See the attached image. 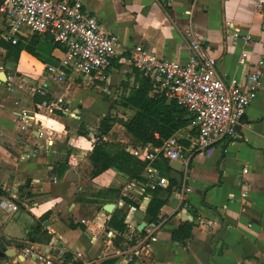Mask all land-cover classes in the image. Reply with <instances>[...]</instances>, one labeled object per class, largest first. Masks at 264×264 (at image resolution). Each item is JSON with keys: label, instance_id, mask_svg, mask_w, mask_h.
I'll return each instance as SVG.
<instances>
[{"label": "crops", "instance_id": "0c3cea01", "mask_svg": "<svg viewBox=\"0 0 264 264\" xmlns=\"http://www.w3.org/2000/svg\"><path fill=\"white\" fill-rule=\"evenodd\" d=\"M81 1L108 32L120 38L119 54L112 66L93 82L98 93L110 92L109 85L116 81L133 79L128 75L131 65L127 50L137 44H144L161 57L187 62L191 51L186 30L191 25L216 58L224 79L243 77L264 59V3L256 6V0ZM227 21L242 34L251 33L252 42L234 41L226 33ZM1 26L0 20V30ZM48 40L51 41L48 36L41 35L36 47L38 56L23 50L18 60L13 59L12 68L7 64L4 47L0 50V66L17 74L15 84L27 80L24 74L32 73L41 81L33 88L24 84L0 88V199L11 198L20 206L17 212L0 207V242L17 253L0 258V264H47L28 255L29 247L47 260L56 258L50 251L69 253L73 259L68 264L74 260L80 264H264V68L258 95L238 125L235 138L218 142L205 156L192 155L189 146L182 143L186 150L178 160L183 163L182 186L191 188L188 206L184 205L179 186L171 191L160 188L158 196L166 202L157 218L162 221L158 240L143 256L129 257L132 248L149 235L145 227L138 229L142 220L137 212L128 214L132 203L127 198L149 203L154 191L146 187L142 193L140 187L145 180H129L117 172L91 178L86 172V155L93 149L96 137L78 133L89 118L110 116V110L122 106L121 98L114 102L110 96L101 97L108 109L92 116L82 99L73 98L77 88L85 86L80 80L83 78L69 75L64 85L47 82L45 65L57 63L63 54L54 42L51 41L53 46L46 44ZM245 49L249 55L243 65L241 54ZM45 82L49 85L46 94L50 98L47 103L54 108L52 113L39 108L41 102L34 99ZM21 109L34 113L31 129H25L16 114ZM127 110L135 113L133 108ZM117 124L105 139L134 143L135 138L124 127L119 134ZM73 128L77 133L72 134ZM190 130L187 127L179 136L189 138L191 146L195 135ZM170 163L171 160L169 166ZM108 187L115 191H106ZM127 187L129 195L124 194ZM244 191L248 196L240 199ZM108 203L115 204L114 211L125 212L124 231L110 225L114 211L100 208ZM147 204L142 210L146 214ZM184 223L193 224L191 236L178 241L173 233ZM37 226L51 234L48 244L33 239ZM109 231L113 232L111 238L106 235ZM63 257L60 264H64Z\"/></svg>", "mask_w": 264, "mask_h": 264}, {"label": "built area", "instance_id": "2783aa9c", "mask_svg": "<svg viewBox=\"0 0 264 264\" xmlns=\"http://www.w3.org/2000/svg\"><path fill=\"white\" fill-rule=\"evenodd\" d=\"M262 3L264 0H256V6L260 7ZM0 20V50L3 49L2 42L15 44L21 37L28 38L35 34L48 36L62 48L63 55L59 61L45 65L47 78L54 83L65 82L69 75L94 82L96 76H103L109 70L119 54L118 34L108 32L100 19L84 8L81 0H1ZM225 30L234 41L243 40L245 44H249L253 40L251 33L242 34L231 21L226 22ZM186 36L191 51L187 62L161 57L144 44H137L127 50L128 62L150 79L154 91L175 99L191 113L193 120L188 128L196 130V134L188 151L192 155L205 156L218 142L237 136L238 125L262 85L264 59L258 60L257 67L248 69L243 77L224 79L218 72L216 58L205 46L197 28L191 25L186 30ZM248 55L249 51L245 49L241 54L243 65L246 64ZM0 70L6 71L3 66H0ZM6 73L7 80L4 84L0 80V88L12 89L17 74L12 71ZM48 86L45 82L37 91L46 94ZM39 108H45L46 112L51 113L54 109L47 101L41 102ZM16 114L25 129L32 128L34 113L21 109ZM180 138L182 137L178 132L165 139L161 145L126 144L128 152L146 162L145 184L140 187L142 193H145L146 187L154 191L169 186V178L156 163L163 158L178 160L183 157L186 149ZM241 182L246 183L244 179ZM129 189L124 188L125 195H129ZM179 190L184 194V205L188 206L190 186H181ZM247 196L248 192L244 191L240 199ZM232 198L235 195L232 194ZM0 207L11 212H17L20 208L13 199L6 197L0 199ZM144 207L145 203L141 199L139 204L130 205L128 214H135L144 210ZM200 222L204 223V220L201 219ZM161 226V220H152L147 224L145 229L149 236L134 246L132 251L130 249L129 257H140L150 250L152 243L158 240ZM106 235L111 238L113 232L109 231ZM26 253L39 257L47 264H60L63 257V254H59L55 260H47L32 247L26 248ZM58 258L59 262L56 261Z\"/></svg>", "mask_w": 264, "mask_h": 264}, {"label": "trees", "instance_id": "16d2710c", "mask_svg": "<svg viewBox=\"0 0 264 264\" xmlns=\"http://www.w3.org/2000/svg\"><path fill=\"white\" fill-rule=\"evenodd\" d=\"M1 32V30H0ZM40 34L32 35L26 39L21 37L17 43L2 42V46L6 50L5 57L8 59L18 60L20 53L26 50L34 56H38L36 47L40 43ZM8 71V70H6ZM134 83L129 88L127 94L122 95L121 103L126 108L135 109V113L127 118L116 119L113 116L103 117L98 124L97 132L95 133L96 141L93 144V149L86 155V160L89 162L86 172L91 178H96L108 171L117 172L126 176L129 180H145L144 169L146 162L133 156L126 149V144L121 141H109L105 136L110 133L113 126L120 122L123 127L135 138L136 145L152 143L161 145L163 141L170 136L185 130L192 122L193 116L191 113L182 107L175 99H169L165 94L153 90L152 82L145 77L140 70L133 67ZM34 99L36 102L47 101L50 98L47 94L35 93ZM80 135H85V132L79 130ZM192 135L196 134V130H190ZM180 142L189 146V138L182 137ZM162 173L170 180L168 186L169 191L174 187H178L177 181L170 177L169 160L163 159L162 162L156 163ZM103 176V175H102ZM106 191H115L114 188H105ZM160 188L154 190V195L150 202L146 205L147 213L152 216L153 220H157L161 207L165 204L166 199L158 196ZM103 192V191H102ZM2 193L0 189V194ZM129 203H138L135 197L127 198ZM125 212L123 210H115L109 221L110 225L119 231H124ZM193 224L184 223L178 229L174 230L173 238L178 241L191 236ZM36 241L48 244L51 240V234L47 230H41L37 226L33 230ZM182 235V236H181ZM119 245V241H115ZM64 264L72 261L73 256L69 253L63 254Z\"/></svg>", "mask_w": 264, "mask_h": 264}, {"label": "rangeland", "instance_id": "374dc122", "mask_svg": "<svg viewBox=\"0 0 264 264\" xmlns=\"http://www.w3.org/2000/svg\"><path fill=\"white\" fill-rule=\"evenodd\" d=\"M31 38V37H30ZM49 41V40H48ZM52 41V40H51ZM46 42V44L50 45L52 44V42ZM53 46V44H52ZM63 54H60V57ZM14 60L13 59H9L7 60V64L10 66V68L14 67ZM5 68V67H4ZM9 68V67H6ZM5 68V69H6ZM128 75L129 77H132L133 79H129V81H116L114 84L109 85L110 87V92L107 91H99L96 90V88H94V86L96 84H93V82H86L85 80L80 79L81 83H84L85 86L83 88H77V90L75 91L76 94L73 96L74 101H78L79 99H82L85 103V106L87 107L86 112L92 116H97V115H101L106 109V102L101 98L103 96H110L112 100H114V102H117L120 100V98L122 97V95H124V93H128L129 88L133 85L134 83V76L135 73L133 72V66L131 65L130 68L128 69ZM3 71V70H0ZM33 75L35 74H24L23 76L27 79L24 82H17V84H15L16 86L20 85V84H24V86H28L29 88H33L35 86H37L38 84H41L40 80H38L37 78H35ZM47 82L53 84V82L50 79H47ZM80 82V81H77ZM65 83H67V80L63 83H61V85H64ZM92 88V89H91ZM114 88V89H113ZM101 89V88H100ZM35 92V91H34ZM122 105V104H121ZM120 105V106H121ZM122 105L119 108H115V110H110V116H114L116 119L119 118H124L122 115H125L127 118L129 116L132 115V113L128 112L127 108L124 107ZM71 117V116H70ZM102 117V116H101ZM101 117L98 119H94L91 120V118H89V123H83L81 125V130L85 132V135H88V137L90 136L95 137V133L97 132V128H98V124H99V120H101ZM116 128L118 129V132L120 134L123 133V125L118 122ZM75 131V129H72V134H75L77 132H73ZM114 133L116 134V131H114ZM84 135V134H83ZM2 210V209H1Z\"/></svg>", "mask_w": 264, "mask_h": 264}, {"label": "water", "instance_id": "95a60500", "mask_svg": "<svg viewBox=\"0 0 264 264\" xmlns=\"http://www.w3.org/2000/svg\"><path fill=\"white\" fill-rule=\"evenodd\" d=\"M0 2H1V0H0ZM0 80L2 81L3 84L6 82V80H7L6 71H4V70L0 71ZM182 165H183V163L180 160H175V159L171 160V163H170V166L172 169L170 172V177L177 181L179 187H181L183 184V175L181 173ZM144 203L147 204L148 201H144ZM100 208H102L106 212L112 213L114 211L115 204L114 203L104 204ZM136 216L142 220L141 224L138 226L139 230H143L144 227H146V225L151 223L153 220L152 216L146 214L142 210L138 211L136 213ZM44 223H45V225H48L49 222L45 221ZM49 253L54 254L55 257L59 256V252L53 253V251H50ZM5 256H17V253L12 248H8L4 244V242H0V258L5 257ZM59 261H60V259L58 258L57 262H59ZM73 264H80V261L74 260Z\"/></svg>", "mask_w": 264, "mask_h": 264}]
</instances>
